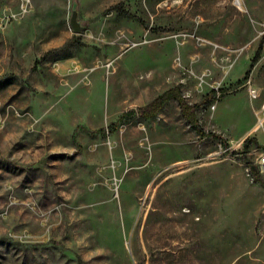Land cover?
<instances>
[{"label": "rangeland", "instance_id": "obj_1", "mask_svg": "<svg viewBox=\"0 0 264 264\" xmlns=\"http://www.w3.org/2000/svg\"><path fill=\"white\" fill-rule=\"evenodd\" d=\"M263 44L264 0H0V264H264ZM173 87L214 136L119 121Z\"/></svg>", "mask_w": 264, "mask_h": 264}, {"label": "trees", "instance_id": "obj_2", "mask_svg": "<svg viewBox=\"0 0 264 264\" xmlns=\"http://www.w3.org/2000/svg\"><path fill=\"white\" fill-rule=\"evenodd\" d=\"M259 59V52H257L250 64V69L254 66V64ZM176 100L179 103L182 115L188 120V122L202 135H212L214 134H206L203 132V130L198 125V121L195 117L194 113V106L189 105L183 95L181 94V91L178 87H173L168 89L167 91L163 92L159 96L155 97L153 100H151L147 105L140 107L138 110H129L125 112L119 119V121H123L126 118H131L134 114L138 113L143 118H153L156 117L160 110H162L165 105L170 100ZM216 100L215 93L213 94H207L204 96L203 101L207 102H214ZM251 173L253 175V179L258 182L263 188H264V181L261 180V174L258 171V169L252 170Z\"/></svg>", "mask_w": 264, "mask_h": 264}, {"label": "bare ground", "instance_id": "obj_3", "mask_svg": "<svg viewBox=\"0 0 264 264\" xmlns=\"http://www.w3.org/2000/svg\"><path fill=\"white\" fill-rule=\"evenodd\" d=\"M152 182H150L149 184V188L152 187ZM169 222V221H168ZM190 223V229L188 228H183L181 229V231L179 233H177L178 235H184V237L190 239L191 241V244L193 246V251H192V256H193V259L195 261H197V257H198V248H197V245H198V230H197V226L196 224H194L192 221H189ZM170 226V224H169ZM182 226V225H181ZM185 227V226H184ZM170 233V232H168ZM173 233V232H172ZM177 236V235H176ZM178 238V237H177ZM180 238V237H179ZM179 242V241H178ZM180 244V243H179ZM182 244V243H181ZM178 245V244H177ZM183 249V248H182Z\"/></svg>", "mask_w": 264, "mask_h": 264}, {"label": "water", "instance_id": "obj_4", "mask_svg": "<svg viewBox=\"0 0 264 264\" xmlns=\"http://www.w3.org/2000/svg\"><path fill=\"white\" fill-rule=\"evenodd\" d=\"M70 26L75 33H80L85 29V27L78 20V13H77V10L75 9V7L72 10V14H71V18H70ZM251 169L255 170V169H257V167L252 166Z\"/></svg>", "mask_w": 264, "mask_h": 264}, {"label": "built area", "instance_id": "obj_5", "mask_svg": "<svg viewBox=\"0 0 264 264\" xmlns=\"http://www.w3.org/2000/svg\"><path fill=\"white\" fill-rule=\"evenodd\" d=\"M263 49H264V44H263ZM256 167L258 169V171L261 174H264V152L261 153L258 158H257V162H256Z\"/></svg>", "mask_w": 264, "mask_h": 264}]
</instances>
